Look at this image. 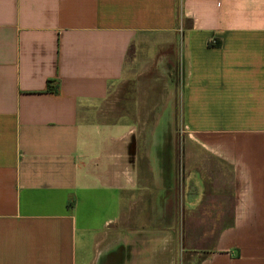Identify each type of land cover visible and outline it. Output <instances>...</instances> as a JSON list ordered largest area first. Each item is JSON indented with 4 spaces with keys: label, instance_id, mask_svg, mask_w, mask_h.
<instances>
[{
    "label": "crops",
    "instance_id": "1",
    "mask_svg": "<svg viewBox=\"0 0 264 264\" xmlns=\"http://www.w3.org/2000/svg\"><path fill=\"white\" fill-rule=\"evenodd\" d=\"M153 41L180 76L183 154L162 168L145 128L101 116ZM191 143L233 176L195 264H264V0H0V264H175L159 204L184 234L209 214L180 187Z\"/></svg>",
    "mask_w": 264,
    "mask_h": 264
},
{
    "label": "rangeland",
    "instance_id": "2",
    "mask_svg": "<svg viewBox=\"0 0 264 264\" xmlns=\"http://www.w3.org/2000/svg\"><path fill=\"white\" fill-rule=\"evenodd\" d=\"M156 43L154 41L144 43L132 49L128 63L131 70L130 74L126 76L123 82L116 84L111 89L102 106L101 116L105 118L103 120L106 123H119L128 127V129L135 130L137 134L144 130L142 128H145L142 139L146 137V134L150 138L147 139L148 141H158L156 150L160 156L159 167L162 168V166L167 167L170 163V161H162L161 159L163 154L170 153L173 141L177 143L175 152L180 158L182 157L183 145L181 142L184 141V137L181 132L179 113L174 112L173 107V103L177 107V101H179L180 76L178 77L177 73L173 74V67L168 64L166 45ZM131 141L138 140H135V137L130 138L129 145ZM186 152L189 161L185 175L180 176L183 182L180 187L186 185L189 188L190 195H186L185 200L195 203L190 212L187 213L192 218L203 212L209 214L205 215L208 218L206 220L207 225L187 226L184 234L182 231V214L184 213L181 204L180 209L176 211L180 226H172V224L167 225L165 219H163L162 203L159 202L157 210L159 225L157 232L154 233L158 235L160 247L163 245L164 249L168 244L172 245L175 240V264H195L196 253L201 254L203 252L201 248L205 245L199 242V236L206 231L216 233L220 228V226L210 225V222L213 223L215 217H217L218 210H204L203 207L215 201V189L227 192L233 188V176L228 167L218 162L212 155L196 144L187 145ZM164 158L166 159V156ZM179 164L181 166V163ZM142 169L145 170V166ZM181 169L182 167L179 168V170ZM160 179L162 187L166 185V182L170 184V181H172V179L166 180L163 175ZM181 190L180 188V192ZM160 192L161 197L164 196L163 190L160 189ZM142 196L143 199H146L145 195ZM219 196L226 197L225 194ZM196 206L198 208L193 209ZM146 211L142 212L145 217H147L146 213H152L151 210ZM223 213L226 214L225 210ZM153 217H156V211L154 210ZM207 246L211 245L208 243ZM162 255L161 258L166 264L167 252L164 251Z\"/></svg>",
    "mask_w": 264,
    "mask_h": 264
},
{
    "label": "built area",
    "instance_id": "3",
    "mask_svg": "<svg viewBox=\"0 0 264 264\" xmlns=\"http://www.w3.org/2000/svg\"><path fill=\"white\" fill-rule=\"evenodd\" d=\"M215 42V41H214Z\"/></svg>",
    "mask_w": 264,
    "mask_h": 264
}]
</instances>
